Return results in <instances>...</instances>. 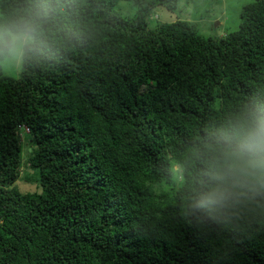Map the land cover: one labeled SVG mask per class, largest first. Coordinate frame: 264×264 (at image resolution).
Here are the masks:
<instances>
[{
    "label": "trees",
    "instance_id": "obj_1",
    "mask_svg": "<svg viewBox=\"0 0 264 264\" xmlns=\"http://www.w3.org/2000/svg\"><path fill=\"white\" fill-rule=\"evenodd\" d=\"M121 1L51 0L59 41L0 75V264H264V208L197 209L207 177L189 159L264 97V0L209 37L189 20L149 25L178 0H124L131 14Z\"/></svg>",
    "mask_w": 264,
    "mask_h": 264
},
{
    "label": "clouds",
    "instance_id": "obj_2",
    "mask_svg": "<svg viewBox=\"0 0 264 264\" xmlns=\"http://www.w3.org/2000/svg\"><path fill=\"white\" fill-rule=\"evenodd\" d=\"M51 0H0V75L20 77L26 67L59 41L51 27ZM203 166L205 190L195 207L210 215L264 208V97H256L208 128L189 149ZM187 167L176 164L183 182Z\"/></svg>",
    "mask_w": 264,
    "mask_h": 264
},
{
    "label": "rangeland",
    "instance_id": "obj_3",
    "mask_svg": "<svg viewBox=\"0 0 264 264\" xmlns=\"http://www.w3.org/2000/svg\"><path fill=\"white\" fill-rule=\"evenodd\" d=\"M250 0H178L177 8L174 11L163 7H157L150 15L148 22L150 26L158 22H170L177 19H184L195 22L199 33L204 37L221 36L226 32L237 29L239 23V10L241 6ZM121 10L131 14L135 7L127 1L119 3ZM25 137H22V141ZM30 145L23 147L24 157L29 154ZM26 172V165L21 168L20 175ZM21 190H34L35 184L28 183L24 178L16 182Z\"/></svg>",
    "mask_w": 264,
    "mask_h": 264
}]
</instances>
